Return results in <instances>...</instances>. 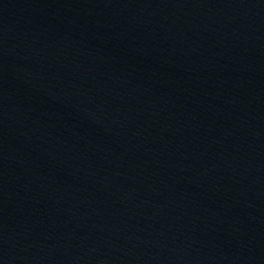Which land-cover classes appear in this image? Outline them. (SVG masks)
<instances>
[{"label": "water", "instance_id": "1", "mask_svg": "<svg viewBox=\"0 0 264 264\" xmlns=\"http://www.w3.org/2000/svg\"><path fill=\"white\" fill-rule=\"evenodd\" d=\"M0 264H264V0H0Z\"/></svg>", "mask_w": 264, "mask_h": 264}]
</instances>
